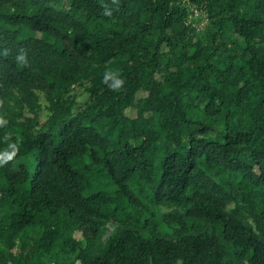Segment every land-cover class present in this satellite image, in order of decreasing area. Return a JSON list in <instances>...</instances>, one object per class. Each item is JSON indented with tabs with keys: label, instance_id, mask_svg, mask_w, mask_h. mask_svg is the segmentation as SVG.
Segmentation results:
<instances>
[{
	"label": "trees",
	"instance_id": "trees-1",
	"mask_svg": "<svg viewBox=\"0 0 264 264\" xmlns=\"http://www.w3.org/2000/svg\"><path fill=\"white\" fill-rule=\"evenodd\" d=\"M190 1L213 41L231 29L244 46L216 44L164 107L178 72L161 45L186 43V4L0 0V264H264V0ZM84 81L113 95L74 114ZM39 93L47 129L18 131ZM200 103L208 119H190Z\"/></svg>",
	"mask_w": 264,
	"mask_h": 264
},
{
	"label": "rangeland",
	"instance_id": "rangeland-1",
	"mask_svg": "<svg viewBox=\"0 0 264 264\" xmlns=\"http://www.w3.org/2000/svg\"><path fill=\"white\" fill-rule=\"evenodd\" d=\"M181 3L187 5L188 15L185 20V24L189 29V35L187 37L186 43L184 45H179L178 50L174 53H167V46L161 45V50L163 53V62L171 60L169 70L178 72V76L170 83L163 84L161 88L157 91L159 96L160 104L159 106H166L170 94L172 95L178 88L182 87V84L189 78V73L192 70L194 63L198 60H203L209 54L211 60L216 58L217 53L211 52V48H214L216 44H219V50L222 52H228L231 49L237 51V48L244 46V41L242 37L235 34L231 29L228 31L227 35L223 37L216 38L212 40V32L214 31L213 25L208 19V11L204 6L205 3L197 5L196 3L191 2L190 0H179ZM67 5L70 4L66 3ZM215 9L219 11L222 9V6L216 5ZM245 9H253V7H240L241 12H245ZM219 18V17H218ZM223 67V66H221ZM158 75L161 76L159 73ZM159 77V76H158ZM161 78V77H160ZM159 78V79H160ZM209 78L213 79L214 74H209ZM90 82L84 81L82 83L75 84L71 87L69 91V97L72 99V104L70 106V111L72 113L77 112H86L89 110V107L96 101V99L107 98L110 95H113V91L107 87H95L92 89ZM40 94L39 106L35 113L29 112L27 109L24 110L22 115L18 116L16 120L19 122L17 130L29 131L31 133H37L39 131L47 129L46 120L49 117L48 103L43 97L42 93ZM142 95V92L137 93V98ZM204 103V102H203ZM203 103H200L197 106L192 105L188 110L190 119H201L207 120L208 118L204 117L199 111ZM250 106V105H249ZM136 109L134 107L127 110V114L131 117L135 116ZM148 113V112H147ZM2 120V114H0V121ZM220 129L219 126L211 131L214 135ZM16 166V164H15ZM234 206V203L228 205V208ZM250 222L251 219L246 217ZM107 230L103 235V240L107 237L110 231L113 229L112 222L107 224ZM31 231L34 235H40L39 227L32 228ZM73 236L78 239H82L80 232L76 231L73 233ZM84 242H82V246ZM55 258V257H53ZM49 256H42L41 260L44 264H67V261L62 258L54 259Z\"/></svg>",
	"mask_w": 264,
	"mask_h": 264
},
{
	"label": "clouds",
	"instance_id": "clouds-1",
	"mask_svg": "<svg viewBox=\"0 0 264 264\" xmlns=\"http://www.w3.org/2000/svg\"><path fill=\"white\" fill-rule=\"evenodd\" d=\"M105 15H110L111 14V11L110 9H105ZM19 59L23 60L24 57L23 55L19 57ZM104 79L105 81L107 82L109 79H111L112 83L109 85L110 87L114 88V89H117L119 88L120 86H122L124 80H123V77L120 76L118 73L116 72H106L105 73V76H104Z\"/></svg>",
	"mask_w": 264,
	"mask_h": 264
}]
</instances>
